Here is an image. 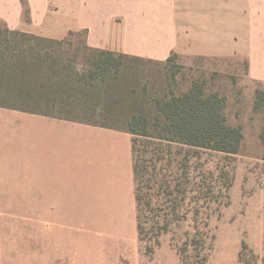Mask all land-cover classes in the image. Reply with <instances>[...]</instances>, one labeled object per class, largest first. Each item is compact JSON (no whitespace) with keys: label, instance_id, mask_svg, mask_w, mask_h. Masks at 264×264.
Listing matches in <instances>:
<instances>
[{"label":"crops","instance_id":"crops-1","mask_svg":"<svg viewBox=\"0 0 264 264\" xmlns=\"http://www.w3.org/2000/svg\"><path fill=\"white\" fill-rule=\"evenodd\" d=\"M0 0L9 30L157 62L240 57L264 84V0ZM26 10V12H25ZM132 135L0 108V195H25L27 233L0 264H131L138 251ZM37 212V217H31Z\"/></svg>","mask_w":264,"mask_h":264},{"label":"rangeland","instance_id":"rangeland-1","mask_svg":"<svg viewBox=\"0 0 264 264\" xmlns=\"http://www.w3.org/2000/svg\"><path fill=\"white\" fill-rule=\"evenodd\" d=\"M83 39L79 32L72 39L73 47L81 46ZM173 63L180 67V72L171 89L180 93L191 80H204L207 93L216 92L225 98L227 124L239 127L243 140L237 154L226 155L132 137L133 162L139 172L137 182L143 195L156 197L146 198L151 200L154 212L146 208L142 215L143 241L138 242L137 252L132 247L131 264H182L181 259L183 264H195L190 247L183 252V258L179 250L195 234V227L203 224L205 264H264V161L259 139L264 102L259 111L253 109L256 91L264 94V84L248 79L246 63L240 57H178ZM169 66L163 68L155 62L138 65L150 93L166 92V83H161L160 77L164 80ZM130 111L128 100L115 109L113 119L105 124L126 129ZM165 186L170 196L163 194ZM25 199V195H0V234L27 233L29 212L12 208L26 206ZM31 214L37 217V212ZM155 223L168 226V232L159 239L155 237Z\"/></svg>","mask_w":264,"mask_h":264},{"label":"trees","instance_id":"trees-1","mask_svg":"<svg viewBox=\"0 0 264 264\" xmlns=\"http://www.w3.org/2000/svg\"><path fill=\"white\" fill-rule=\"evenodd\" d=\"M20 2L25 8V0ZM78 34L69 33L63 40H51L11 31L0 20V108L125 131L132 137L197 151L226 155L238 153L243 134L239 127L227 124L224 97L216 92L207 93L204 80L199 79L191 80L183 92L175 93L171 89L180 72V67L173 63L178 58L176 54L165 62H157L92 49L86 45V31L81 32L84 36L81 46L74 48L72 39ZM153 62L163 68L173 63L164 80L160 77L161 83H166L163 87L166 92L150 93L146 79L138 72L139 64ZM128 100L131 111L125 121L127 128L121 130L107 126L105 123L113 119L115 109L121 108ZM263 102L264 94L256 91L253 109L259 111ZM259 139L264 161V121ZM133 170L137 233L141 242L144 234L142 215L146 208L150 213L154 211L151 200L146 201L149 194L143 195V188L137 182L139 172L135 164ZM167 189L165 186L162 192L170 196ZM199 213L197 208L196 216ZM158 225H154L157 239L168 232L167 224ZM195 229V234L183 244L179 255L183 258V252L190 247L195 264H205L206 234L203 231L206 224ZM181 263H184L183 259Z\"/></svg>","mask_w":264,"mask_h":264}]
</instances>
